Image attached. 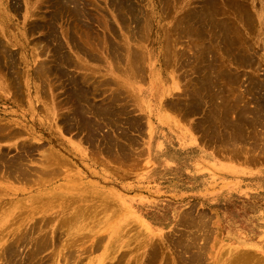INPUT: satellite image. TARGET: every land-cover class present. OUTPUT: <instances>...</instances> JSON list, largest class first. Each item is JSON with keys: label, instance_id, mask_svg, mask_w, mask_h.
I'll use <instances>...</instances> for the list:
<instances>
[{"label": "rangeland", "instance_id": "rangeland-1", "mask_svg": "<svg viewBox=\"0 0 264 264\" xmlns=\"http://www.w3.org/2000/svg\"><path fill=\"white\" fill-rule=\"evenodd\" d=\"M70 1L73 0H0V41H3L2 44L9 51H15L19 61L16 68L20 71L17 76L13 73L17 72L16 69L5 68L4 64L0 66V119L3 120L0 124L11 123L14 127L9 124L10 129H16L19 133L15 139L0 142V150L8 152L9 157L13 158L19 153L23 155L25 151L22 152V149L25 146L31 150L32 155L25 163L35 172L30 178L28 176L29 179L14 181V178L0 177V209L10 211L9 219L23 213L24 217L20 218L24 221L27 219L25 224L34 221L31 217L35 220H50L53 217L64 218L76 213L78 216L75 217L79 218L78 222L76 218L71 220L72 225L68 226H75L72 229L76 237L71 235L66 239L64 235L62 241L66 239L65 247L58 243L55 249H50L44 254L56 252L58 262H48L46 258L40 264H68V260L62 256L67 252L68 246L70 249H77H74L76 253L73 254L75 257L77 255V258L72 256L71 264H116L119 260L121 264H233L230 263L231 258L243 250L253 258L249 259L251 263L247 260L245 264H256V260H262L264 264V213H236L233 227L225 229L222 219L216 213H147L150 201L154 199L152 193L156 188L155 181H164L162 179L172 176L171 171L168 172L157 163L158 157L165 155V150H157L156 140H163L166 146L175 145V142L181 139V131L199 130L198 124L201 123L202 132L207 135H219L218 142L231 147L232 149L228 150L235 159L250 163L264 162V43L260 39L264 26L260 27L259 22H262L263 18L258 17L262 1L244 0L256 21L253 19V30L247 31L246 27L239 26L246 34H243V40L247 37L250 42L241 43V49L246 52L247 57L254 58L252 66L239 65L232 57L225 61L227 65L233 66L232 68L236 67L232 69L234 78L240 73L239 82L234 85L237 87L235 95L239 99L237 104H246L250 108L251 127L241 128L238 138H234L235 133L229 128L221 130L219 118L210 120L208 114L206 116L205 108H190V112L189 107L186 108V103L189 102L188 89L200 85L203 68L198 66L197 58L199 52H202L199 46H204L205 41L197 39L198 33L191 34L193 37L188 35L185 16L194 10L202 12L204 1L111 0L112 3L110 0H74L72 4L68 3ZM75 1H80L83 6L79 7L82 4L78 3L79 6L76 5L79 8L75 7ZM218 2L226 10L227 6L231 5L230 0H226L227 5L220 0ZM116 3L128 5L118 4L119 11H116ZM64 4L66 7H72L66 8ZM131 8L136 10V16L141 14V19L138 16L135 19L134 14L132 16L128 13L127 10ZM78 9L83 14H80ZM118 12L123 14V18L131 14L136 23L131 16L124 18L125 22ZM229 12L226 14L230 16L234 13L232 9H229ZM220 14L219 18L224 17ZM137 22L141 27L136 25ZM48 24H51L50 27L46 26ZM48 35L56 38H48ZM195 37L197 40L193 39ZM56 39L57 41L52 43ZM79 44L84 48L83 52L80 50L81 46L78 47ZM244 47L250 48L251 50L247 49L250 53L244 51ZM65 55L69 57L70 62L63 68L65 73L57 77L53 72L54 61L59 63L60 57ZM132 56L134 58H131ZM39 63L44 66L45 72H48L47 75L44 72L42 76L48 78L43 77L44 79L40 80L42 71L37 68L42 66ZM47 67H50L55 75H48L50 70ZM245 77L249 78L248 81ZM18 80L21 81L20 84ZM249 80H252V85ZM229 83L224 77V83L219 84L224 94ZM76 91L86 92V99L83 100L86 103H78L80 100L75 99ZM219 100L221 102L218 96L214 102L219 104ZM83 101L81 99V103ZM180 101L183 104L179 105V108L171 107V104ZM5 119L8 122H5ZM93 126L96 128H92ZM233 128L234 126H231V129ZM245 129L250 133L249 136L243 133ZM159 135L166 137L155 140V136ZM226 142L235 144L230 146L225 144ZM168 153L170 159L180 158L173 148ZM45 160L52 162L48 161L47 164ZM49 169L53 173L48 174ZM34 170H39V173L36 174ZM4 211H0V216ZM81 214H87V217L83 218ZM184 214H190L184 222H187L186 224L179 222ZM201 216L211 222L207 227L203 226ZM77 238H81L78 239L79 242L76 241ZM84 251L87 253L81 254ZM219 258L221 260H218ZM2 262L1 260L0 264H3ZM240 263L243 264H238Z\"/></svg>", "mask_w": 264, "mask_h": 264}, {"label": "bare ground", "instance_id": "bare-ground-1", "mask_svg": "<svg viewBox=\"0 0 264 264\" xmlns=\"http://www.w3.org/2000/svg\"><path fill=\"white\" fill-rule=\"evenodd\" d=\"M65 1V0H64ZM74 1V0H73ZM73 1H70V2H68V3H70V4H72L73 3ZM81 1V0H80ZM80 1H75L74 3V5H75V7H77V5L76 4H78ZM114 1H116V0H114ZM194 1V0H193ZM193 1H191V2H193ZM200 0H198V2H199ZM204 1V4H202L203 5V9H202V12L201 11H198V10H194V11H190V12H188V13H186V18H185V22L187 23V27L188 28H186L187 29V32H188V35L190 34V36H192L193 35V33H198V35L199 36H197V37H199V38H197V37H195V38H193L194 40H197V39H200V40H204L205 42H204V46L202 45V46H199L200 47V50L202 51V52H199V57L197 58L198 60H197V64H198V66L200 65L203 69H202V77H201V81H200V85H199V87H197V88H193V89H188V91H187V98H188V101L190 102H188V104L186 103V105H187V109H188V107H189V112H190V108L192 109H198V110H200L199 108H205L206 110H207V113H206V116H207V114H208V116H209V118H210V120H212V119H218L219 118V127H220V129L221 130H223V129H230V130H232L234 133H235V137L234 138H238L237 136H238V131H239V135H240V132H241V128H246V127H251V119H250V117H249V115H250V108H248V106L246 105V104H243L242 106H240V104L238 105L237 104V102L239 101V99L237 98L238 96L237 95H235V90L237 89V87H234V85L236 84V83H238L239 82V75L238 74H240V73H238L237 74V77H233L232 75L233 74H235L234 73V71L232 70V69H235L236 67H234V68H232L231 66H230V64L229 65H227V63H225V61H228V59L229 58H233L236 62H238L239 63V65L240 64H246V66H252L251 65V63L253 62V60H254V58L252 57V58H250V57H247V55L245 54L246 52H242V49H241V47H243L242 45H241V43L243 44L244 43V41H245V44H246V41H247V43L249 44L250 42L248 41L249 39L246 37V39H244L243 40V34H245V33H243V31L240 29L241 27H239V26H242V27H246L247 28V31L249 30V29H252L253 30V28L251 27V26H253V21L255 20V18H253L254 17V15H252V13H251V11L249 12V10L247 9V5L245 4V1L244 0H230L231 1V5L230 6H227V10L226 9H224V6L222 7L221 6V3L220 2H218V0H202L201 1V3ZM222 3L224 2V4L226 3V0H220ZM262 1V5H261V7H260V11H259V15H258V17L259 18H263V21L262 22H259L260 23V27H262V26H264V0H261ZM55 2V1H54ZM82 2H84V0L82 1ZM110 2H112L111 0H110ZM130 2V1H129ZM113 3V2H112ZM131 3V2H130ZM200 3V2H199ZM257 3H258V1H257ZM13 4V3H12ZM16 4H18V3H16ZM60 4H62L61 2H60ZM79 4H82V3H79ZM79 4H78V6H79ZM85 4V3H84ZM117 4V3H116ZM119 4V3H118ZM117 4V5H118ZM125 4V3H124ZM124 4L123 5H121V3L119 4V5H121V6H124ZM132 4V3H131ZM228 4V2L226 3V5ZM65 5V7L67 6L66 4H64ZM87 5V4H86ZM118 5V7H117V10L116 11H119V6ZM125 5H128V4H125ZM254 5V4H253ZM53 6H55V5H53ZM63 6V5H62ZM61 6V7H62ZM83 6V4L81 5V6H79V7H82ZM85 6V5H84ZM112 6V5H111ZM113 6H114V4H113ZM71 8L72 7V5L70 6H68V7H66V8ZM79 7H77V8H79ZM115 7H116V5H115ZM114 7V8H115ZM226 7V6H225ZM11 8V7H10ZM60 8V7H59ZM63 8V7H62ZM61 9V8H60ZM229 9H232L233 11H234V13L230 16V15H227V14H229V13H231V12H229ZM11 10V9H10ZM62 10V9H61ZM60 10V11H61ZM82 10V9H81ZM100 10V9H99ZM114 10V11H115ZM124 10V9H123ZM122 10V11H123ZM127 10V9H126ZM205 10V11H204ZM65 11V10H64ZM80 10L78 9V12H79ZM83 11V10H82ZM122 11H120V12H122ZM125 11V10H124ZM127 11H129L128 13H131L132 14V16H133V14H134V17H135V19L137 18V16L139 17L140 15L138 14L137 16H136V10L134 9V8H131V9H128ZM204 11V12H203ZM220 11H222V12H220ZM227 12H229V13H227ZM62 13H63V11H62ZM80 13V12H79ZM82 13V12H81ZM80 13V14H81ZM84 13H86V11L84 12ZM102 13H104V12H102ZM119 13V12H118ZM222 14V16H224V17H221V18H219V14ZM227 13V14H226ZM83 14V13H82ZM120 15H121V18H123V14H121V13H119ZM125 14V13H124ZM131 14L130 15H125L124 16V18H128L127 16H129V18H130V16H131ZM220 14V15H221ZM86 15V14H85ZM105 15V14H104ZM120 15L118 16V14H117V16L118 17H120ZM253 17H252V16ZM81 16H84V15H81ZM91 16V15H90ZM106 16V15H105ZM131 16V18L133 19V17ZM102 17V16H101ZM142 17V16H141ZM141 17H139L140 19H141ZM79 18V17H78ZM123 18V19H124ZM145 18H147V17H145ZM71 19H73V17L71 18ZM70 19V20H71ZM75 19H77V17L75 18ZM83 19V18H82ZM104 19V18H103ZM106 19V18H105ZM254 19V20H253ZM78 20V19H77ZM98 20V19H97ZM72 21V20H71ZM82 21H84V20H82ZM82 21H80L81 23H82ZM94 21V20H93ZM124 21H125V19H124ZM129 21V20H128ZM132 21V20H131ZM133 21L136 23V21L133 19ZM138 21H139V19H138ZM149 21V20H148ZM147 21V22H148ZM256 21V20H255ZM63 22V21H62ZM79 22V21H78ZM79 22V23H80ZM85 22V21H84ZM97 22V21H96ZM101 22V21H100ZM126 22V21H125ZM44 23V22H43ZM89 23V22H88ZM98 23V22H97ZM124 23V22H123ZM139 22H137V24L136 25H139L138 24ZM62 24V23H61ZM61 24H59V25H61ZM141 24V23H140ZM1 25V24H0ZM3 25V24H2ZM5 25V24H4ZM39 25H41V24H39ZM51 25V24H50ZM50 25L48 24V25H46L47 27H50ZM54 24H52V26H53ZM63 25V24H62ZM68 25V24H67ZM102 25V24H101ZM124 25V24H123ZM143 25V24H142ZM43 26H44V24H43ZM42 26V27H43ZM55 26V25H54ZM140 27H141V25H139ZM6 27V26H5ZM36 27V26H35ZM58 27V26H57ZM68 27V26H67ZM107 27V26H106ZM105 27V28H106ZM251 27V28H250ZM44 28V27H43ZM66 28V27H65ZM2 29H4V28H2ZM35 29V28H34ZM42 29V28H41ZM50 29V28H49ZM52 29H53V27H52ZM51 29V30H52ZM54 29H55V27H54ZM57 29V28H56ZM55 29V30H56ZM85 29V28H84ZM89 29V28H88ZM107 29H109V28H107ZM47 30V29H46ZM246 29H244V31H245ZM251 30V31H252ZM262 30V28H260V31ZM2 31V30H1ZM4 31V30H3ZM49 31V30H48ZM56 31H58V30H56ZM94 31V30H93ZM111 31V30H110ZM6 32V31H5ZM36 32V31H35ZM51 32H53V31H51ZM89 32V31H88ZM137 32V31H136ZM56 33V35H57V32H55ZM117 33V32H116ZM143 34H144V32H142ZM264 33V32H263ZM262 32H261V35H260V39L262 40V42L264 43V34H263ZM5 34V33H4ZM51 34V33H50ZM58 34H59V32H58ZM88 34V33H87ZM192 34V35H191ZM6 35V34H5ZM54 35V34H53ZM140 35H141V33H140ZM196 35V34H195ZM246 35V34H245ZM2 35H0V37H1ZM55 36V35H54ZM90 36V35H89ZM107 36V35H106ZM50 37V35H48V38ZM53 37V36H52ZM52 37H50V38H52ZM193 37V36H192ZM191 37V38H192ZM56 38V37H55ZM54 37L52 38V39H55ZM62 38V37H61ZM115 38V37H114ZM197 38V39H196ZM60 39V38H59ZM88 39V38H87ZM116 39V38H115ZM54 41H57V39L56 40H53L52 41V43H54ZM59 41V40H58ZM93 41V40H92ZM106 41V40H105ZM243 41V42H242ZM2 42L3 41H0V66H2L3 64V66H5V68H9V69H16V73H15V71L13 72L15 75L18 73V72H20L19 70H17V66H18V63H19V61H18V59H17V56H15V51H14V53H12V51H9L8 50V48L6 47V46H4V44H2ZM87 42V41H86ZM200 42V41H199ZM61 43V42H60ZM64 43V42H63ZM88 43V42H87ZM62 44V43H61ZM91 44V43H90ZM116 44V43H115ZM197 44H198V42H197ZM238 44H240L239 45V47H238ZM74 45L77 47V44L76 43H74ZM83 45V44H82ZM198 45H200V44H198ZM62 46V45H61ZM64 46V45H63ZM79 46H81L80 44L78 45V47ZM88 46V45H87ZM91 46V45H90ZM89 46V47H90ZM250 47L252 46V45H249ZM88 47V48H89ZM107 47H108V45H107ZM247 47V46H246ZM246 47H244V51H247L248 52V50H251L250 48H246ZM60 48H63V47H60ZM65 48V47H64ZM92 48V47H91ZM263 48H264V46H263ZM49 49V48H48ZM51 49V48H50ZM57 49V48H56ZM82 49H84L82 46H81V51L83 52V50ZM102 49V48H101ZM119 49V48H118ZM248 49V50H247ZM62 50V49H61ZM86 50V49H85ZM84 50V51H85ZM98 50V49H97ZM110 50V49H109ZM111 50H113V48L111 49ZM110 50V51H111ZM115 50V49H114ZM122 50V49H121ZM49 51V50H48ZM54 51H55V48H54ZM57 51H59V50H57ZM63 51V50H62ZM89 51V50H88ZM123 51V50H122ZM254 51V50H253ZM112 52V51H111ZM115 51H113V53H114ZM51 53V52H50ZM88 53V52H87ZM92 53V52H91ZM91 53H89L90 55H91ZM95 53V52H94ZM100 53V52H99ZM98 53V54H99ZM109 53V52H108ZM117 53V52H116ZM121 53V52H120ZM134 53V52H133ZM138 53V52H137ZM169 53V52H168ZM248 53H250V52H248ZM93 54V53H92ZM115 54V53H114ZM130 54V53H129ZM135 54V53H134ZM110 55V54H109ZM121 55H122V53H121ZM138 55V54H137ZM137 55H135L136 57H137ZM141 55V54H140ZM219 55V56H218ZM250 55V54H249ZM251 55H252V53H251ZM22 56V55H21ZM57 56V55H56ZM100 56V55H99ZM131 56V55H130ZM108 57V56H107ZM119 57V56H118ZM135 57V58H136ZM193 57V56H192ZM229 57V58H228ZM22 58V57H21ZM54 58H55V54H54ZM120 58V57H119ZM131 58H134L133 56L131 57ZM228 58V59H227ZM58 59H59V55H58V58H57V61H58ZM71 59V58H70ZM123 59V58H122ZM136 59H138V58H136ZM227 59V60H226ZM33 60V59H32ZM52 60V59H51ZM53 60H55V59H53ZM60 62L59 63H56L55 61H54V63H55V67L53 68V72L56 74H54L51 70H50V67H47L50 71V74H48V75H55V76H57V77H59V75H63L64 73H65V71H64V67L67 65V64H69V57L67 56V55H65V56H61L60 57ZM83 60V59H82ZM121 60V59H120ZM134 60V59H133ZM132 60V61H133ZM4 63H3V62ZM22 61V60H21ZM230 61H232V59L230 60ZM234 61V62H235ZM132 63V62H131ZM133 63H135L134 61H133ZM136 63H138V62H136ZM193 63V62H192ZM229 63V62H228ZM232 63V62H231ZM39 64H41V63H39ZM45 64V63H44ZM140 64V63H139ZM138 64V65H139ZM78 65H80V64H78ZM83 65V64H82ZM127 65V64H126ZM195 65V64H194ZM41 66H42V64H41ZM51 66V65H50ZM135 66H137V65H135ZM17 67V68H16ZM25 67V66H24ZM53 67V66H52ZM68 67V66H67ZM83 67H84V65H83ZM138 67V66H137ZM141 66L139 65V68L138 69H140V71H141V68H140ZM77 68V67H76ZM86 68V67H85ZM88 68V67H87ZM135 68V70H137L136 69V67H134ZM23 69V68H22ZM36 69V68H35ZM34 69V70H35ZM39 71H42L41 72V76L42 75H44L43 73L45 72V68H44V66H42V67H38L37 68ZM257 69V68H256ZM21 70V69H20ZM84 70V69H83ZM258 70V69H257ZM256 70V71H257ZM262 70V69H261ZM27 71V70H26ZM116 71H118V70H116ZM25 72V71H24ZM37 72V71H36ZM47 72V71H46ZM45 72V73H46ZM52 72V73H51ZM68 72V71H67ZM71 72V71H70ZM137 72H139V71H137ZM259 72V71H258ZM262 72H263V70H262ZM12 73V74H13ZM34 73V72H33ZM48 73V72H47ZM47 73L45 74V75H47ZM69 73V72H68ZM247 73V72H246ZM13 74V75H14ZM23 74V73H22ZM37 75L39 74L38 72L36 73ZM7 75V74H6ZM11 75V74H10ZM72 75V74H71ZM81 75V74H80ZM86 75V74H85ZM9 76V75H8ZM17 76H19L18 74H17ZM22 76V75H21ZM39 76V75H38ZM39 76V78H40V80H42V79H44L43 77H46V78H48L47 76ZM49 76V77H50ZM221 76V77H220ZM1 77V76H0ZM86 77V76H85ZM224 77L225 78H227L228 80H229V84H227V86H229L228 87V89H227V91H225V94L223 93V89L219 86V84H223L224 83ZM15 78H17V77H15ZM36 78H38V77H36ZM39 78H38V80H39ZM42 78V79H41ZM81 78V77H80ZM93 78V77H92ZM182 78V77H181ZM18 79H20V78H18ZM23 79V78H22ZM51 79V78H50ZM56 79V78H55ZM243 79V78H242ZM245 79L248 81V77L246 78L245 77ZM39 80V81H40ZM61 80V79H60ZM92 80V79H91ZM19 81V80H18ZM48 81V80H47ZM81 81V80H80ZM102 81V80H101ZM100 81V82H101ZM20 82L21 81H19L18 83L20 84ZM33 82V81H32ZM44 82V81H43ZM76 82H78V81H76ZM103 82V81H102ZM38 83V82H37ZM57 83V82H56ZM62 83V82H61ZM89 83V82H88ZM98 83H99V81H98ZM106 83V82H105ZM107 83H110V82H107ZM60 84V83H59ZM85 84V83H84ZM91 84V83H90ZM249 84H253V82H252V80H249ZM35 85V84H34ZM53 85V84H52ZM88 85V84H87ZM86 85V86H87ZM57 86V85H56ZM92 86V85H91ZM90 86V87H91ZM98 86H100V85H98ZM104 86V85H103ZM217 86H219V87H217ZM8 87V85H6V88ZM41 87V86H40ZM44 87V86H43ZM48 87V86H47ZM46 87V88H47ZM69 87V86H68ZM76 87V86H75ZM82 87V86H81ZM88 87V86H87ZM35 88V87H34ZM55 88V87H54ZM93 89H94V87H92ZM219 88V89H218ZM52 89H53V87H52ZM56 89V88H55ZM74 89V88H73ZM76 89H78V87L76 88ZM81 89V88H80ZM82 89H84V88H82ZM186 89V88H185ZM100 90H101V88H100ZM78 91V90H77ZM77 91H76V96L77 97H75V99L76 98H78L79 100H80V102H78V103H80V104H83V103H86L85 101H83L84 99H86V92L84 91V93H82L83 92V90H82V92H78L77 93ZM87 91V90H86ZM245 91V90H244ZM21 92V91H20ZM92 92V91H91ZM94 92V91H93ZM98 92V91H97ZM105 92V91H104ZM104 92H103V94H104ZM158 92V91H157ZM247 92L248 93H250V91L249 90H247ZM14 93V92H13ZM15 93H16V91H15ZM70 93V92H69ZM54 94V93H53ZM88 94V93H87ZM245 95H246V93H244ZM98 95V94H97ZM14 96V95H13ZM72 96V95H71ZM102 96V95H101ZM218 96H219V98L221 99V102H220V100H219V104L217 103H215L214 102V99L217 97V99H218ZM52 97H53V95H52ZM154 97H156V96H154ZM241 97H242V95H241ZM56 98V97H55ZM54 98V99H55ZM87 98H88V96H87ZM104 98V97H103ZM116 98V97H115ZM81 99H82V103H81ZM106 99H107V97H106ZM243 99L245 100V98L243 97ZM78 100V101H79ZM103 100V99H102ZM182 100V99H181ZM64 101V100H63ZM104 101H105V99H104ZM103 101V102H104ZM177 101H179V100H177ZM65 102V101H64ZM257 102H259V103H261V101H259V100H257ZM171 103V102H170ZM247 103V102H246ZM181 104H183L181 101L180 102H178V103H173V104H171L172 106L171 107H175V108H179L178 106L179 105H181ZM27 105V104H26ZM88 105V104H87ZM90 105V104H89ZM28 106V105H27ZM81 106V108H82V106L83 105H80ZM80 106H78V108L80 107ZM91 106V105H90ZM110 105H108V107H109ZM261 106V105H260ZM92 107V106H91ZM101 107V106H100ZM99 107V108H100ZM114 107V106H113ZM170 107V106H169ZM24 108V107H23ZM22 108V109H23ZM83 108H84V106H83ZM98 108V109H99ZM112 108V107H111ZM117 108V107H116ZM115 108V109H116ZM186 108H185V110H186ZM96 109V108H95ZM97 109V110H98ZM180 109H182V108H180ZM76 110V109H75ZM78 110V109H77ZM81 110V109H80ZM83 110V109H82ZM91 110V109H90ZM92 110H93V108H92ZM172 110H173V108H172ZM183 110V109H182ZM74 111V110H73ZM100 111V110H99ZM103 111V110H102ZM108 111V110H107ZM174 111V110H173ZM50 112H52V111H50ZM68 112H70V111H68ZM82 111H80V113H81ZM84 112V111H83ZM88 112V111H87ZM95 112V111H94ZM101 112V111H100ZM106 112V111H105ZM111 112V114H112V111H110ZM181 112V111H180ZM183 112V111H182ZM198 112V111H197ZM196 112V113H197ZM118 113V112H117ZM193 113V112H192ZM260 113V112H259ZM83 114V113H82ZM92 114H94V113H92ZM96 114H97V112H96ZM98 114H100V113H98ZM107 114V113H106ZM114 114V113H113ZM69 115V114H68ZM79 115V114H78ZM104 115H105V113H104ZM108 115H109V113H108ZM234 117H233V116ZM252 115V114H251ZM259 115H261V114H259ZM50 116H51V113H50ZM67 116V115H66ZM119 116V115H118ZM117 116V117H118ZM77 117V116H76ZM263 117V116H262ZM71 117H69V119H70ZM82 118V117H81ZM229 118H230V120H229ZM2 119V118H1ZM0 119V121H3V120H1ZM73 119V118H72ZM94 119V118H93ZM128 119V118H127ZM68 120V119H67ZM169 120V119H168ZM7 120L5 119V122H6ZM64 121V120H63ZM72 121V120H71ZM75 121V120H74ZM80 121H82V119L80 120ZM8 122V121H7ZM37 122V121H36ZM68 122H69V120H68ZM87 122H89V121H87ZM70 123V122H69ZM93 123V122H92ZM119 123V122H118ZM9 124H11V123H9ZM9 124H5V125H1L0 124V142L2 143L3 141H6V140H11V139H15V138H17V136L16 135H18L19 133H18V131H16V129L15 130H11L10 129V127H9ZM37 124H38V122H37ZM74 124V123H73ZM87 124V123H86ZM103 124H105V123H103ZM12 125V124H11ZM97 125V124H96ZM68 126V125H67ZM88 126H89V124H88ZM92 126V125H91ZM100 127L102 126V125H99ZM231 126H234V128L233 129H231ZM12 127H14L13 125H12ZM72 127V126H71ZM95 126H93L92 128H94ZM201 127V123H199L198 124V129L200 130V131H203V129L202 128H200ZM96 128V127H95ZM94 128V129H95ZM239 128V129H238ZM13 129V128H12ZM68 129V128H67ZM101 129V128H100ZM18 130V129H17ZM73 130V129H72ZM86 130V129H85ZM88 130V129H87ZM193 130V129H192ZM20 131H21V129H20ZM68 131V130H67ZM93 131V130H92ZM91 131V132H92ZM141 131H142V129H141ZM194 131V130H193ZM84 132V131H83ZM90 132V133H91ZM97 132H99V131H97ZM145 132H146V130H145ZM243 133L245 134V136H249L250 135V133L245 129V130H243ZM249 134V135H248ZM263 134V133H262ZM261 134V135H262ZM86 135H88V134H86ZM100 135V134H99ZM261 135H259V137L260 138H262L261 137ZM205 136H207V135H205ZM264 136V135H263ZM23 137V136H22ZM255 137V136H254ZM264 138V137H263ZM95 139V138H94ZM93 139V140H94ZM231 139H233V138H229V140H231ZM248 139V138H247ZM246 139V140H247ZM84 140H86V139H84ZM92 140V141H93ZM155 140H156V136H155ZM263 140V139H262ZM108 141V140H107ZM110 141V140H109ZM257 141H259V140H257ZM30 142V141H29ZM94 142H96V141H94ZM246 142V141H245ZM259 142H262V141H259ZM19 143V142H18ZM89 143H90V141H89ZM101 143V142H100ZM206 143V142H205ZM94 144V143H93ZM105 144V143H104ZM106 144H107V142H106ZM225 144H227V145H230V146H233L235 143L234 142H226ZM260 144H262V143H260ZM16 145V144H15ZM103 145V144H102ZM114 145V147H115V143L113 144ZM263 145V144H262ZM105 146V145H104ZM205 146V145H204ZM98 147V146H97ZM112 147V146H111ZM254 147V146H253ZM18 148V147H17ZM22 148V147H21ZM24 148H25V146H24ZM22 149V152H24L23 153V155H20V153H19V155L16 157V156H14L13 158H10L9 157V153L8 152H6V151H3V150H0V177L1 178H14V181H15V179H27L28 178V176H29V178H30V176H31V174L33 173V174H35V172H33V169L31 170V169H29L28 167H27V163H25L26 162V159H28L29 157H30V153H31V150H29V149H27V148H25V149ZM106 148V147H105ZM104 148V149H105ZM15 149V148H14ZM19 149V148H18ZM32 149V148H31ZM103 149V148H102ZM116 149V148H115ZM122 149V148H121ZM20 150V149H19ZM18 150V151H19ZM41 150V149H40ZM107 150V149H106ZM20 152H21V150H20ZM95 152H96V150H95ZM108 152V151H107ZM110 152V151H109ZM33 153H34V151H33ZM36 153V152H35ZM106 153V152H105ZM112 153H113V151H112ZM116 153V152H115ZM120 153V152H119ZM250 153V152H249ZM16 155V154H15ZM34 155V154H33ZM32 156V155H31ZM113 156H114V154H113ZM115 156H116V154H115ZM34 157V156H33ZM42 158V157H41ZM44 159H45V157H43ZM120 158V157H119ZM31 159V158H30ZM34 159V158H33ZM43 159V160H44ZM48 159V158H47ZM118 159V158H117ZM28 161V160H27ZM34 162H35V160H33ZM52 162V161H50V160H45V162L47 163V162ZM56 162V161H55ZM44 163V162H43ZM40 164V163H39ZM48 164V163H47ZM51 165V164H50ZM50 165H48V166H50ZM42 166V165H41ZM46 166V165H45ZM52 166V165H51ZM31 167V166H30ZM34 168V167H33ZM39 169H41V168H39ZM56 169H58V168H56ZM56 169H53V170H56ZM50 170L51 169H49V172H47V170H46V172L49 174V173H53V172H50ZM34 171H36V170H34ZM39 170H37L36 172V174H38L39 172H38ZM43 171V170H42ZM57 171V170H56ZM55 171V172H56ZM54 172V173H55ZM58 172H59V170H58ZM44 173V172H43ZM42 173V175H44ZM57 173V172H56ZM55 173V174H56ZM46 174V173H45ZM47 174V175H48ZM33 176V175H32ZM51 176H53V175H51ZM57 176V175H56ZM28 178V179H29ZM33 179V178H32ZM17 181V180H16ZM19 181V180H18ZM30 181H31V179H30ZM5 188V187H4ZM9 190V189H8ZM15 190V189H14ZM7 191V190H6ZM70 206V205H69ZM67 207V206H66ZM5 208V207H4ZM89 208V207H88ZM87 208V210L89 211V209ZM96 208V207H95ZM94 208V209H95ZM105 208V207H104ZM98 209V208H97ZM101 209V208H100ZM5 210V211H4ZM0 211H4V212H1V216H0V227L2 228L1 230H0V261L2 260L3 262V264H40V262H42L43 260H46V258H48V262L49 261H51V262H53V263H55V261H56V252H54L53 254H52V252L51 253H48V255H44V254H46L50 249H55L56 248V246H58V243L60 244H62L64 247L66 246V244H64V242L66 241V239H68L71 235H73V234H75V232H74V230L72 229V228H74V227H72V228H70L71 226L70 225H72V221L71 220H73L74 221V218H76L75 217V215H77L76 213H72L73 215H69V216H65L64 218H51L50 220L49 219H47V218H42V219H39V220H35V218H33V217H31V220H34L33 222L31 221V223H26L25 224V222L27 221V219L24 221L23 220V218H20V216L22 217L23 215V213H21V215L19 216L18 215V217H16V218H13V217H11V218H13V219H9V216H10V211L9 210H6V209H0ZM78 211V210H77ZM80 211H82V210H80ZM88 211H83V212H88ZM190 212V211H189ZM82 213V212H81ZM191 213V212H190ZM68 214V213H67ZM98 214V213H97ZM97 214H95V216L97 215ZM183 214V213H182ZM193 214V213H192ZM66 215V214H65ZM80 215V214H79ZM84 215H86V216H83V214H81V216H83V218H85V217H87V214H84ZM89 216L91 215V214H88ZM78 216V215H77ZM89 216H88V219H89ZM190 216V214H184V215H182L181 216V220L179 221V222H185L186 220H188V217ZM24 217V216H23ZM67 217V218H66ZM94 217V216H93ZM92 217V218H93ZM27 218V217H26ZM81 218V217H80ZM91 218V217H90ZM201 218L203 219L202 221H203V226L204 227H207L206 225H208V224H210L209 222H208V218H207V220H206V217L205 216H201ZM79 219V218H78ZM78 219L76 218V220H77V222H78ZM199 219V218H198ZM75 220V221H76ZM87 220V219H86ZM85 220V221H86ZM190 220V219H189ZM194 220V219H193ZM201 220V219H200ZM30 221V220H29ZM80 221V223H81V225H82V222H81V219L79 220ZM196 221H197V219H196ZM192 222V221H191ZM191 222H189V223H191ZM84 223V222H83ZM177 223V222H176ZM182 223V224H183ZM187 223V222H186ZM186 223H184V224H186ZM189 223H188V225H189ZM192 223H194V222H192ZM78 224V223H77ZM181 224V225H182ZM85 225V224H84ZM83 225V226H84ZM88 226H89V223L87 224ZM91 225H92V223H91ZM179 224L177 223V226H178ZM180 225V226H181ZM194 225H195V223H194ZM68 226H70V227H68ZM77 226V225H76ZM92 226H94V225H92ZM190 226V225H189ZM210 226V225H209ZM95 227V226H94ZM93 227V228H94ZM184 227H186V226H184ZM196 227V226H195ZM203 227V228H204ZM83 228V227H82ZM176 228V227H175ZM210 228V227H209ZM85 229V228H84ZM83 229V230H84ZM88 229V228H87ZM92 229V228H91ZM90 229V230H91ZM82 230V231H83ZM177 230V229H176ZM208 230V229H207ZM80 231V230H79ZM87 231V230H86ZM147 231H149V230H147ZM180 231V230H179ZM182 231V230H181ZM201 231V230H200ZM90 232V231H89ZM92 232V231H91ZM175 232H177V231H175ZM185 232V231H184ZM205 232H207V231H205ZM187 233V232H186ZM202 233H204V232H202ZM214 233V232H213ZM59 234H60V236H59ZM88 234V233H87ZM196 234H198V233H196ZM210 234V233H209ZM64 235L66 236V239H65V241L63 242L62 240V238H64ZM73 236H75V235H73ZM97 236V235H96ZM200 236V235H199ZM203 236V235H202ZM76 237V236H75ZM74 237V238H75ZM185 237V236H184ZM195 238H196V236H195ZM71 239V238H70ZM69 239V242H71V240ZM78 239H81V238H77V240L76 241H80V240H78ZM74 240V239H73ZM104 240V239H103ZM173 240V239H172ZM197 240H198V238H197ZM174 241V240H173ZM185 241V240H184ZM194 241V240H193ZM73 242V241H72ZM82 242V241H81ZM176 242H178V241H176ZM181 242V241H180ZM187 242V241H186ZM210 242V241H209ZM83 243H84V240H83ZM184 243V242H183ZM195 243H196V240H195ZM82 244V243H81ZM176 244V243H175ZM178 244V243H177ZM180 245V244H179ZM182 245V244H181ZM100 246V245H99ZM177 246V245H176ZM191 246V245H190ZM97 247V246H96ZM154 247V246H153ZM180 247V246H179ZM189 247V246H188ZM234 247V246H233ZM62 248V247H61ZM98 248V247H97ZM196 248V247H195ZM65 249V248H64ZM74 249H76V248H74ZM73 248L72 249H70V246H68L67 247V252L65 253V254H62V256L64 257V258H66V260H68V264H71V261H70V259L72 258V256H74L73 254L74 253H76V252H74L75 250H74ZM155 249V248H154ZM191 249V248H190ZM193 249V248H192ZM233 249V248H232ZM58 250V249H57ZM73 250V251H72ZM77 250V249H76ZM83 250V249H82ZM98 250V249H97ZM87 251V250H86ZM86 251H84V252H81V254H83V253H85ZM201 251V250H200ZM244 251V250H243ZM239 252L240 254L238 255V253H237V255L236 256H234V257H232L231 259H232V262H230V263H233V264H238L239 262H242L243 264H245L246 262H247V260L251 263V261L249 260V259H251L252 258V256H250L249 254H247V253H244V252ZM63 252V251H62ZM89 252V251H88ZM208 252V251H207ZM226 253H227V251H225ZM61 253V252H60ZM78 253V252H77ZM87 253V252H86ZM57 254H59L58 252H57ZM234 254V253H233ZM252 254V253H251ZM76 255V254H75ZM157 255H158V253H157ZM224 255H225V253H224ZM256 255V254H255ZM47 256V257H46ZM80 256H82V255H80ZM206 256V255H205ZM256 256H258V255H256ZM255 256V257H256ZM75 257V256H74ZM220 257H221V255H220ZM254 257V258H255ZM259 257V256H258ZM258 257H256V258H258ZM63 258V259H64ZM75 258H77V255H76V257ZM120 258V257H119ZM73 259V258H72ZM80 259V258H79ZM121 259V258H120ZM152 259V258H151ZM253 259V258H252ZM65 260V259H64ZM66 260H65V262H66ZM152 260H154V259H152ZM218 260H221L220 258L218 259ZM245 262H244V261ZM61 261V260H60ZM253 261V260H252ZM255 261V260H254ZM258 263H260V264H262V260L260 261V260H256ZM260 261V262H259ZM47 262V263H48ZM56 262H58V261H56ZM62 262V261H61ZM75 262V261H74ZM82 262V261H81ZM117 262H121V260H119V261H116V264H118ZM228 262V261H227ZM235 262V263H234ZM249 262H248V264H249ZM257 262H256V264H257ZM45 263H46V261H45ZM79 263V262H78ZM89 263V262H88ZM122 263V262H121ZM120 263V264H121ZM49 264V263H48ZM114 264V263H113ZM241 264V263H240ZM254 264V263H253Z\"/></svg>", "mask_w": 264, "mask_h": 264}, {"label": "crops", "instance_id": "crops-1", "mask_svg": "<svg viewBox=\"0 0 264 264\" xmlns=\"http://www.w3.org/2000/svg\"><path fill=\"white\" fill-rule=\"evenodd\" d=\"M193 130L181 131L172 146L156 140L166 155L157 163L172 176L155 181L147 213H216L224 229L233 227L236 213H264V162L239 161L230 155L231 147L218 142L219 135ZM172 148L179 159L167 156Z\"/></svg>", "mask_w": 264, "mask_h": 264}]
</instances>
